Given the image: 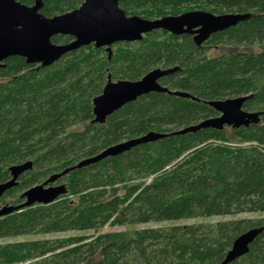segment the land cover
Returning <instances> with one entry per match:
<instances>
[{"label":"trees","instance_id":"1","mask_svg":"<svg viewBox=\"0 0 264 264\" xmlns=\"http://www.w3.org/2000/svg\"><path fill=\"white\" fill-rule=\"evenodd\" d=\"M39 1L40 13L51 18L84 0ZM119 7L127 16L147 20L194 10L249 18L200 46L192 36L159 31L113 45L110 56L104 48L82 47L49 67L9 57L0 68V183L10 179L13 165L29 161L32 169L1 204H20L25 190L110 146L216 117L209 101L250 95L243 109L259 112L260 121L164 138L70 172L56 182L65 189L58 200L1 218L0 239L98 231L107 225L130 229L9 241L0 244V264H220L239 235L264 228V218L209 221L264 214V0H123ZM70 41V36L51 38L53 44ZM254 45L257 52L237 49ZM220 46L230 49L209 56ZM173 67L179 71L160 85L195 100L152 93L103 124L92 123V99L108 76L133 82L151 70ZM188 220L197 222L174 225ZM148 223L172 225L134 229ZM231 264H264V230Z\"/></svg>","mask_w":264,"mask_h":264},{"label":"water","instance_id":"2","mask_svg":"<svg viewBox=\"0 0 264 264\" xmlns=\"http://www.w3.org/2000/svg\"><path fill=\"white\" fill-rule=\"evenodd\" d=\"M121 1L123 0H84L78 8L70 12L47 18L40 13L42 4L39 0L32 6H25L15 0H0V68L9 57H21L29 65L49 67L65 55L89 45L97 49L104 48L110 56L113 45L139 42L146 35L159 31L174 36H192L194 43L200 46L211 35L235 27L249 18V14L214 15L207 11L194 10L178 16L147 20L137 15L127 16L119 7ZM59 35L70 36L72 41L67 44H53L51 38ZM177 71H179L177 67L157 68L133 82L125 80L114 82L108 76L101 93L92 99V123L103 124L109 116L127 104L152 93L195 100L186 92L170 91L160 85L159 81L162 78ZM250 97L249 95L206 102V105L217 113L216 117L172 133L148 132L110 146L60 173H54L42 184L25 190L20 196L22 199L20 204L0 203V219L34 205H49L55 202L65 194L64 186L56 184L60 178L74 170L125 154L137 146L204 130L239 129L250 124H258L260 113L247 112L243 109V104ZM31 169L32 163L29 161L11 166L10 179L0 183V200L8 190L17 185L19 177ZM263 230V227L252 228L239 235L220 264H231L247 254L249 246Z\"/></svg>","mask_w":264,"mask_h":264},{"label":"rangeland","instance_id":"3","mask_svg":"<svg viewBox=\"0 0 264 264\" xmlns=\"http://www.w3.org/2000/svg\"><path fill=\"white\" fill-rule=\"evenodd\" d=\"M229 47L226 46H220L217 47L213 50H211L209 52V56H217L227 50H229ZM240 51H246V52H257L258 51V47L256 45L254 46H240L237 48ZM229 132V131H228ZM8 202V200H6ZM3 205V204H1ZM264 218V214H256V213H246V214H240V215H236L234 217H224V218H213L211 220H209L210 222H217V221H226V220H238V219H252V220H258V219H262ZM197 221L195 220H188V221H180V222H175L174 225H187V224H192V223H196ZM168 225H172L169 223H159V224H155V223H148V224H141V225H137L134 227V229H146V228H159V227H165ZM130 228L127 227H117V226H105L103 228H101L98 231H85V232H67V233H63V234H56V235H29V236H23V237H16L13 239H0V244L9 242V241H34V240H41V239H49V238H54L57 236H73V235H82V236H93V235H98V234H102V233H111V232H119V231H125L128 230Z\"/></svg>","mask_w":264,"mask_h":264},{"label":"bare ground","instance_id":"4","mask_svg":"<svg viewBox=\"0 0 264 264\" xmlns=\"http://www.w3.org/2000/svg\"><path fill=\"white\" fill-rule=\"evenodd\" d=\"M226 14H228V13H226Z\"/></svg>","mask_w":264,"mask_h":264}]
</instances>
